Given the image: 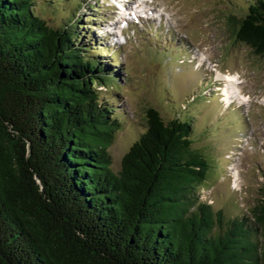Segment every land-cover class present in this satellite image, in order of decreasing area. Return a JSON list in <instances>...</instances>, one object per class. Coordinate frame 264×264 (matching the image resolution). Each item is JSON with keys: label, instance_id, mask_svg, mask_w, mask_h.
<instances>
[{"label": "trees", "instance_id": "obj_1", "mask_svg": "<svg viewBox=\"0 0 264 264\" xmlns=\"http://www.w3.org/2000/svg\"><path fill=\"white\" fill-rule=\"evenodd\" d=\"M72 1L54 27L39 0H0V264H264V190L247 210L201 200L215 168L194 113L149 108L114 170L122 121L99 88L118 76ZM242 10L230 38L264 61V0Z\"/></svg>", "mask_w": 264, "mask_h": 264}, {"label": "rangeland", "instance_id": "obj_2", "mask_svg": "<svg viewBox=\"0 0 264 264\" xmlns=\"http://www.w3.org/2000/svg\"><path fill=\"white\" fill-rule=\"evenodd\" d=\"M249 1L153 0V7L157 8H149L150 19L139 20L136 26L133 25L134 31L128 32L129 40L124 42L125 39H121L123 46L119 57L127 74L120 75L123 70L120 62H116L120 90L113 92L99 88L102 97L122 121V129L110 148L114 170L119 168L122 156L140 135L145 111L153 108L164 120L172 119L181 111H190L195 114V129L200 137L195 146L209 155L215 168L210 186L201 190V200L215 209L247 210L260 198L264 190V61L245 45L233 43L223 21L226 15L240 16L242 7ZM95 2L92 0L91 4ZM67 3L64 1L54 9L50 0H39L37 8L38 5L43 8L37 12L50 26L57 27L73 11V5ZM97 3V11L82 8L75 16L81 29L77 31L85 34L87 39L95 36L87 33L88 30L95 33L98 29L100 32L101 26L109 24L106 19L111 14V1L101 0L94 5ZM137 4L131 9V14H146L144 7L138 1ZM124 13L126 11L121 9V20ZM160 21L164 30L169 29L168 37L161 32L153 37ZM100 41L105 47L104 41ZM163 45L171 53L179 55L176 62L160 59V52L165 51ZM156 54L157 61L154 60ZM202 56L213 65L195 70ZM183 57L192 63H181L179 59ZM212 74L216 78L214 76L211 81L216 82L218 76L234 77V83L243 95L239 102L232 104V110L219 106L218 96L213 94L207 82L204 83L203 79ZM125 76L127 78L124 79ZM200 89H203V98L198 96ZM203 128L210 129L208 136ZM243 139L249 145L241 155H237ZM233 205H238V208Z\"/></svg>", "mask_w": 264, "mask_h": 264}, {"label": "bare ground", "instance_id": "obj_3", "mask_svg": "<svg viewBox=\"0 0 264 264\" xmlns=\"http://www.w3.org/2000/svg\"><path fill=\"white\" fill-rule=\"evenodd\" d=\"M138 2L140 3L141 6H143V4H142V0H139ZM123 11H125V10H123ZM142 11H143V10H142ZM137 13H139V12H137ZM143 14H145V12H143ZM123 15H124V17H123V21L128 20V18H129L128 16H129L130 14L127 15V12H126V13H124ZM226 81H227V84H226V86H225V88H224V90H223V93H224V95H225L224 101H225L226 103H229V100H230V94H231V93H234L233 88H235V86L233 85L234 77H232V76H227V77H226ZM233 184H234V187H235V183H233Z\"/></svg>", "mask_w": 264, "mask_h": 264}]
</instances>
